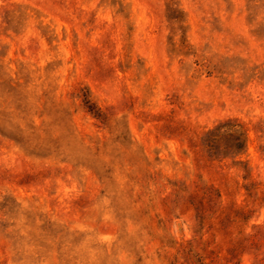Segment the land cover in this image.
<instances>
[{
  "label": "rangeland",
  "instance_id": "374dc122",
  "mask_svg": "<svg viewBox=\"0 0 264 264\" xmlns=\"http://www.w3.org/2000/svg\"><path fill=\"white\" fill-rule=\"evenodd\" d=\"M0 264H264V0H0Z\"/></svg>",
  "mask_w": 264,
  "mask_h": 264
}]
</instances>
